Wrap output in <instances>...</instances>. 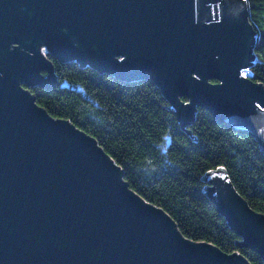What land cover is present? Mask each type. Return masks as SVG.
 <instances>
[{"label":"water","instance_id":"1","mask_svg":"<svg viewBox=\"0 0 264 264\" xmlns=\"http://www.w3.org/2000/svg\"><path fill=\"white\" fill-rule=\"evenodd\" d=\"M255 37L243 0H0V264H248L182 236L91 136L24 87L55 82L43 47L118 80H150L182 127L202 108L264 155V86L242 74ZM202 181L239 246L264 260V214L223 168Z\"/></svg>","mask_w":264,"mask_h":264},{"label":"trees","instance_id":"2","mask_svg":"<svg viewBox=\"0 0 264 264\" xmlns=\"http://www.w3.org/2000/svg\"><path fill=\"white\" fill-rule=\"evenodd\" d=\"M243 1L256 33L250 79L264 86V0ZM47 59L54 84L24 87L37 106L91 136L129 189L163 210L182 236L264 264L254 250L239 246L242 238L204 194L202 181L206 172L223 168L248 206L264 214V155L252 136L216 122L202 108L182 127L150 80H118L87 64Z\"/></svg>","mask_w":264,"mask_h":264},{"label":"flooded vegetation","instance_id":"3","mask_svg":"<svg viewBox=\"0 0 264 264\" xmlns=\"http://www.w3.org/2000/svg\"><path fill=\"white\" fill-rule=\"evenodd\" d=\"M39 49H40V52L42 53V55L47 58L48 54H46V52L44 51V48L40 47Z\"/></svg>","mask_w":264,"mask_h":264},{"label":"built area","instance_id":"4","mask_svg":"<svg viewBox=\"0 0 264 264\" xmlns=\"http://www.w3.org/2000/svg\"><path fill=\"white\" fill-rule=\"evenodd\" d=\"M242 74H243L244 76H249V77L251 76L250 73H245V71H243Z\"/></svg>","mask_w":264,"mask_h":264},{"label":"bare ground","instance_id":"5","mask_svg":"<svg viewBox=\"0 0 264 264\" xmlns=\"http://www.w3.org/2000/svg\"><path fill=\"white\" fill-rule=\"evenodd\" d=\"M245 73H250V70H248V71H245Z\"/></svg>","mask_w":264,"mask_h":264}]
</instances>
